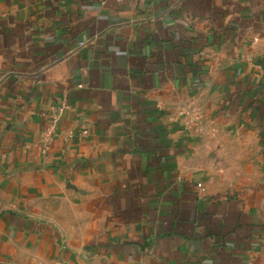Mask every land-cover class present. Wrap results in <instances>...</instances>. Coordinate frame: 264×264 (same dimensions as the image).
I'll return each mask as SVG.
<instances>
[{
	"label": "crops",
	"instance_id": "obj_1",
	"mask_svg": "<svg viewBox=\"0 0 264 264\" xmlns=\"http://www.w3.org/2000/svg\"><path fill=\"white\" fill-rule=\"evenodd\" d=\"M0 264H264V0H0Z\"/></svg>",
	"mask_w": 264,
	"mask_h": 264
},
{
	"label": "built area",
	"instance_id": "obj_2",
	"mask_svg": "<svg viewBox=\"0 0 264 264\" xmlns=\"http://www.w3.org/2000/svg\"><path fill=\"white\" fill-rule=\"evenodd\" d=\"M117 1H123V0H117ZM54 129H55V126H50V127H48V128L46 129V131H45V136H46L47 140L50 139V137H51L52 132L54 131ZM197 185H198V186H201V183H198Z\"/></svg>",
	"mask_w": 264,
	"mask_h": 264
}]
</instances>
